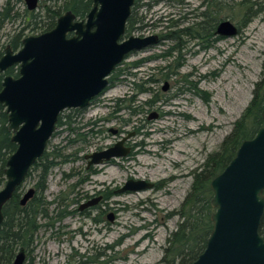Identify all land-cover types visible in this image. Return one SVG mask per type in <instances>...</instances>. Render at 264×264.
<instances>
[{"label": "rangeland", "instance_id": "374dc122", "mask_svg": "<svg viewBox=\"0 0 264 264\" xmlns=\"http://www.w3.org/2000/svg\"><path fill=\"white\" fill-rule=\"evenodd\" d=\"M25 11V5L19 7L21 22ZM135 13L141 23L133 36L164 39L130 55L106 92L74 117L73 128L86 135L87 144L70 149L67 127L57 130L48 152H78L80 159L55 160L47 190L38 196L47 217L39 220L42 228L27 249L26 264H162L193 172L220 150L257 85L264 93V0H140ZM225 21L237 27L236 36L216 35ZM19 26L20 21L8 24L0 44ZM38 34L25 32L26 37ZM92 129L103 134H87ZM130 135L124 147L132 151L126 158L86 171L82 156ZM37 177L34 172L26 179L22 196L35 188ZM130 180L156 187L119 193ZM97 198V206L80 212L81 205Z\"/></svg>", "mask_w": 264, "mask_h": 264}, {"label": "water", "instance_id": "95a60500", "mask_svg": "<svg viewBox=\"0 0 264 264\" xmlns=\"http://www.w3.org/2000/svg\"><path fill=\"white\" fill-rule=\"evenodd\" d=\"M40 1L25 0L27 9L37 10ZM93 3L85 20L67 12L54 29L25 38L17 53L8 50L0 60L1 73L18 68V77H5L0 91V105L6 109L8 130L17 146L7 162L6 183L0 190V225L4 221V207L43 157L58 130L62 113L88 108L106 92L111 75L130 55L159 43L155 35L126 37L136 0H93ZM237 34V27L229 21L220 23L216 29L220 37ZM167 89L168 85L164 91ZM131 136L88 155L89 167L126 158L131 149L124 147V143ZM152 188V183L130 180L118 192ZM210 189L213 228L204 252L192 264H264V238L260 234L264 216V126L253 139L242 143L229 165L212 180ZM34 195L35 190L29 189L21 199V206H26ZM100 201L93 199L79 210L95 207ZM25 263L26 251L20 249L12 264Z\"/></svg>", "mask_w": 264, "mask_h": 264}, {"label": "trees", "instance_id": "16d2710c", "mask_svg": "<svg viewBox=\"0 0 264 264\" xmlns=\"http://www.w3.org/2000/svg\"><path fill=\"white\" fill-rule=\"evenodd\" d=\"M47 2H49V5H47ZM139 2L140 0H136L132 15L128 21L126 37L139 30L136 26L141 22L136 19L135 13ZM43 3L41 6L43 11L38 14V24L31 26V29L39 31V34L54 29L58 19L67 12H72L79 20L85 19L93 6V0H43ZM30 20L32 21V17ZM214 28L212 29L214 30ZM26 30L27 28L25 32ZM187 35L190 34L187 33ZM178 39L176 36L173 37L176 42L179 41ZM17 46L18 44L16 43ZM120 66L111 75L109 79L110 85L121 75ZM6 76L18 77V69H10ZM3 79L4 75L0 74V91L2 90ZM259 88V85H257L254 99L240 120L234 124L233 131L225 138L220 150L209 154L204 164L193 172L191 191L181 205L180 211H178V216L181 220L180 225L178 230L167 239L168 247L165 249V255L161 261L162 264H192L204 252L213 228L210 220L213 213L211 207L213 193L210 189V184L229 165L242 143L253 139L260 128L264 126L262 119L264 93L260 95ZM70 117L69 115H61L57 125L58 129L63 126L67 127L70 123ZM79 131L76 128L74 129L76 140L87 144L86 135L81 134ZM12 137V133L8 130V114L5 107L0 105V188L6 183L5 170L7 162L17 149L16 145L12 143ZM58 159L61 160L60 164L68 162L66 155L58 149H54L50 153L47 151L38 160L39 163L37 162L33 166L27 176L29 178L34 172H38V182L36 184V188L39 191L38 196L42 197L47 190L49 172L54 166L58 165L55 162ZM38 196L22 207L20 187L11 201L4 207V221L0 225V264H12L20 249H25L27 252L34 237L42 228L39 220L41 217L43 219L46 218L48 211L45 207L46 203ZM65 211H60L58 217L62 216ZM260 234L264 238V216Z\"/></svg>", "mask_w": 264, "mask_h": 264}, {"label": "flooded vegetation", "instance_id": "af4514ba", "mask_svg": "<svg viewBox=\"0 0 264 264\" xmlns=\"http://www.w3.org/2000/svg\"><path fill=\"white\" fill-rule=\"evenodd\" d=\"M2 1V0H0ZM42 1V0H41ZM41 1L39 2V5L41 3ZM26 6V2L25 0H5V3L4 5H2V7H0V34L1 32L5 29V27L8 25V24H12L14 25L16 22H19L22 23V26H19V29H17L16 31H13L12 33H9L7 36H6V42H4L5 44L1 45L0 46V60L6 55V52L8 50L12 51L13 53H17L21 48H22V43H23V40L25 38H28V37H32V36H28L26 37L25 36V29L27 28V30L31 29V26H36L39 22V18H38V14H35V11H29L27 9V6H26V11L22 14V22H21V15L19 13V7L20 6ZM38 5V7H39ZM135 6V5H134ZM94 7V3H93V6H92V9ZM38 9V8H37ZM91 9V10H92ZM133 9L134 7L132 8V12H133ZM91 12V11H90ZM89 12V13H90ZM32 17V21L30 20V18ZM87 17V16H86ZM86 19V18H85ZM83 19V20H85ZM26 30V31H27ZM41 34H38L36 36H39ZM163 38L159 37V42L162 41ZM16 43L18 44V46L16 47ZM15 48H17L16 50H14ZM3 51V52H2ZM2 52V53H1ZM16 68V67H14ZM12 69V68H11ZM18 69V68H17ZM10 70V69H9ZM7 70L6 72L4 73H1V75H4V79L6 76V73L9 71ZM14 78H17V77H14ZM3 79V81H4ZM3 83V82H2ZM105 93V92H104ZM103 94H101L99 97H97L93 102L92 104L88 107V108H85L83 110H80V109H69V110H66L68 113L67 115L71 116L70 117V123L69 125L67 126V133H68V140H67V143H68V147L73 148L74 146L78 145L80 142H78L76 140V133H74V129L73 128V124H74V116L76 115H84L85 111L87 109H89L91 106H93L95 104V102L102 96ZM65 112V111H64ZM75 116V117H76ZM97 123H93V125H96ZM79 130V129H78ZM80 132V131H79ZM111 133H113L114 136H117V135H120L119 131L118 130H111L110 131ZM57 133V132H56ZM55 133V134H56ZM92 134V135H96V136H99V135H102L103 134V130H99V131H94L93 129L88 132L87 134ZM13 135V134H12ZM121 136V135H120ZM55 137V135H54ZM53 137V138H54ZM13 138V137H12ZM52 141V140H51ZM50 141V143H51ZM50 143L47 147V150L46 152L48 151L49 147H50ZM118 143V142H117ZM81 144V143H80ZM115 145V144H114ZM113 145V146H114ZM127 146H130V145H127ZM17 147V146H16ZM112 146H108V148H110ZM129 148V147H128ZM130 149L132 151V147L130 146ZM45 152V153H46ZM44 153V154H45ZM49 153V152H48ZM78 153V152H77ZM77 153L75 154H70V155H66L67 157V160L70 161V163H74L75 161L79 160L80 158H78V155ZM44 156V155H43ZM88 155H85V156H82L81 157V160L85 161L87 163V167H86V171L91 173L93 170H95V166H91L89 167L88 163H89V160L86 159ZM52 159V158H50ZM116 160H112L110 161L109 163L107 164H110V163H114ZM38 162V161H37ZM36 162V163H37ZM35 163V164H36ZM39 163V162H38ZM105 164V165H107ZM33 168V167H32ZM31 168V169H32ZM31 171V170H30ZM29 171V173H30ZM28 173V175H29ZM38 173V172H37ZM27 175V176H28ZM38 178V177H37ZM28 179V178H26ZM26 181V180H25ZM37 182H38V179H37ZM36 182V184H37ZM4 187V186H3ZM2 187V188H3ZM22 187V186H21ZM156 186H154L155 188ZM35 190V195L33 198H35L36 196H38V190L36 188V185H35V188H32ZM26 194V193H25ZM24 194V195H25ZM23 195V196H24ZM22 196V197H23ZM32 200V199H31ZM30 200V201H31ZM26 264V263H25Z\"/></svg>", "mask_w": 264, "mask_h": 264}]
</instances>
